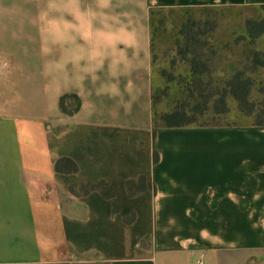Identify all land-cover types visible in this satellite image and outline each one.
Listing matches in <instances>:
<instances>
[{
	"label": "crops",
	"instance_id": "1",
	"mask_svg": "<svg viewBox=\"0 0 264 264\" xmlns=\"http://www.w3.org/2000/svg\"><path fill=\"white\" fill-rule=\"evenodd\" d=\"M217 7L0 0V264H264V127L152 122V10Z\"/></svg>",
	"mask_w": 264,
	"mask_h": 264
},
{
	"label": "rangeland",
	"instance_id": "2",
	"mask_svg": "<svg viewBox=\"0 0 264 264\" xmlns=\"http://www.w3.org/2000/svg\"><path fill=\"white\" fill-rule=\"evenodd\" d=\"M263 20L262 7L154 10L151 17L153 127L175 123L176 119L170 115L180 106L189 117H195L193 126H253L259 121L264 126V119L255 117L257 110L263 108L264 68L253 69L247 61L255 51L260 53V62L264 61V35L251 45L245 38L248 26L257 32ZM186 33L190 34L186 36ZM242 37L244 40L238 41ZM188 38L193 39V44ZM211 51L215 52L213 56ZM210 63L213 77L227 79L229 65H236L251 78L253 115L238 112L231 100L226 113L215 115L210 109L196 114L189 112L201 101L189 100L183 89L191 83L194 69L205 80L210 77Z\"/></svg>",
	"mask_w": 264,
	"mask_h": 264
},
{
	"label": "trees",
	"instance_id": "3",
	"mask_svg": "<svg viewBox=\"0 0 264 264\" xmlns=\"http://www.w3.org/2000/svg\"><path fill=\"white\" fill-rule=\"evenodd\" d=\"M262 9H264L262 7ZM153 11L150 14V32H151V17ZM262 28L254 32L253 29L248 26L247 34L250 41V44H253L264 35V20L261 22ZM190 33H186V36ZM190 39V38H188ZM244 37L239 39L238 41H243ZM237 41V42H238ZM190 42L193 44V39H190ZM191 44V43H190ZM151 48H152V39H151ZM215 54L214 51L210 52V56ZM264 56V54H263ZM260 53L253 52L251 55L247 57V61L250 62V67L264 68V61L260 62ZM151 64H152V57H151ZM211 63H210V77H207L205 80L201 77V74H197L192 72L191 75V83L184 87V93L188 94L187 98L195 103L196 101H201V104L194 105L193 108L190 109V113H202L206 112L208 109L213 112V114H221L227 112V104L229 100L234 101L237 105L238 112L250 116L255 113V105L252 103L251 100V92L253 81L251 78L248 77L244 70L238 69L236 65H229L227 79L224 78H216L213 77V70H211ZM198 69V67H197ZM197 93V95H195ZM68 97H63L60 99L59 108L60 111L65 115H72L78 110L79 102L76 97H70L72 99V105L69 108L64 106V100ZM263 107L261 110H257L255 113V117L257 119H264V100L261 103ZM170 118L176 119L175 123L168 124L162 126L163 128H181V127H190L193 126L192 123L195 121V117H189L184 111L183 106L176 107L170 115ZM152 122L154 123L153 119V111H152ZM261 122V121H259ZM256 123L253 126L256 128H263L264 126L260 123ZM196 127H215V126H208V125H197ZM161 128V127H159ZM54 170L56 173H63V174H77L78 168L76 164L68 159L62 158L56 161L54 165ZM145 189V181L143 177H140L137 182H127L126 183V190L129 196H133L136 194L137 191H142ZM99 192L105 199H112L114 194L111 187L104 181H100L97 183H81L76 186H72L69 188V193L74 196H85L91 192ZM113 211H117V207H113Z\"/></svg>",
	"mask_w": 264,
	"mask_h": 264
}]
</instances>
